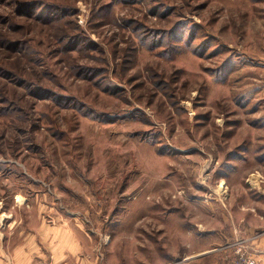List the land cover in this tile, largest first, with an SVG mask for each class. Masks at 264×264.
Listing matches in <instances>:
<instances>
[{"label":"rangeland","instance_id":"obj_1","mask_svg":"<svg viewBox=\"0 0 264 264\" xmlns=\"http://www.w3.org/2000/svg\"><path fill=\"white\" fill-rule=\"evenodd\" d=\"M262 125L264 0H0L1 227L74 217L102 264H167Z\"/></svg>","mask_w":264,"mask_h":264},{"label":"crops","instance_id":"obj_2","mask_svg":"<svg viewBox=\"0 0 264 264\" xmlns=\"http://www.w3.org/2000/svg\"><path fill=\"white\" fill-rule=\"evenodd\" d=\"M244 137L234 136L231 142L239 146L217 156L214 172L225 182L212 190L216 194L186 200L187 221L177 230L183 246L168 249L167 264H232L239 244L264 257V129ZM14 220L0 226V264H102L97 241L77 218L40 214L30 227L14 225Z\"/></svg>","mask_w":264,"mask_h":264},{"label":"built area","instance_id":"obj_3","mask_svg":"<svg viewBox=\"0 0 264 264\" xmlns=\"http://www.w3.org/2000/svg\"><path fill=\"white\" fill-rule=\"evenodd\" d=\"M233 264H259V259L252 256L245 247L238 248ZM35 264H52L50 260H39Z\"/></svg>","mask_w":264,"mask_h":264}]
</instances>
